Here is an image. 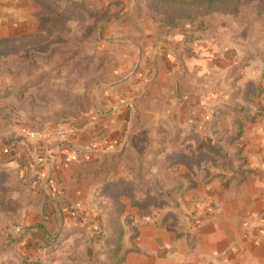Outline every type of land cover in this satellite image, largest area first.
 Returning <instances> with one entry per match:
<instances>
[{
	"label": "rangeland",
	"instance_id": "rangeland-1",
	"mask_svg": "<svg viewBox=\"0 0 264 264\" xmlns=\"http://www.w3.org/2000/svg\"><path fill=\"white\" fill-rule=\"evenodd\" d=\"M171 67L173 81H156ZM168 94L195 109L202 133L153 116ZM263 94L264 0H0V264H108L114 248L104 228L129 198L116 201L110 182L98 183L89 197L95 213L73 212L77 200L63 183L58 195L35 183L29 167L41 152L89 154L92 161L62 169L92 180L137 175L165 189L163 167L145 162L184 153L197 164L181 165L186 189H195L211 169L230 170L231 159L244 172L237 144L263 115ZM175 202L160 221L168 230ZM127 212L120 220L133 240ZM83 220L104 226L90 234ZM123 248L119 256L131 251Z\"/></svg>",
	"mask_w": 264,
	"mask_h": 264
},
{
	"label": "crops",
	"instance_id": "crops-1",
	"mask_svg": "<svg viewBox=\"0 0 264 264\" xmlns=\"http://www.w3.org/2000/svg\"><path fill=\"white\" fill-rule=\"evenodd\" d=\"M172 66H176L175 63ZM175 71L171 67L166 72L170 73L168 77L166 73L160 74L156 81H171L169 76L173 81ZM166 97L164 102L165 105L168 103L167 107L163 106L164 111L159 108L153 110V116L167 113L166 117H170L174 121V127L182 133L203 131L200 126L194 125L193 120L196 118L193 117L197 113L195 109L191 108L189 111L186 102L175 104L172 94ZM185 99L187 100L186 97ZM196 101L203 102L201 98ZM261 101L264 105V94ZM190 106H193L192 103ZM113 130L117 132L118 128ZM237 146L240 158L245 162L242 167L244 172L235 173L239 162L231 159L230 170L211 169L210 180L200 182L195 189H186L187 168L182 164H174L178 166L179 172L169 171L167 181H180L184 187L177 195L179 207L173 211L178 221L172 224L170 230L160 223L164 218L163 214L171 211L167 206L139 209L132 207L128 200L121 217L123 218L126 210L132 212L137 225L136 236L133 240L127 239L121 218V246L123 249L131 248V251L126 250L123 261L119 264H264V112L255 123L244 128ZM89 156L84 154L79 158L74 153L69 154L68 149H63L58 154L53 151L41 152L29 168L34 171L32 174L35 183L46 181L54 190L53 195L60 193L63 183L68 197L72 196L77 200L73 212L89 217L95 213L89 203V197L93 198L95 189L100 183H111L121 178L106 176L100 182V179L92 180L91 174L80 175L74 169L70 172L67 168L62 169L64 166L72 169L76 164L71 163L86 164L92 161L87 158ZM115 160L117 162L119 159ZM155 177L159 178V175L153 178ZM129 179L134 180L133 177ZM152 212L156 213L155 217ZM105 213L104 210V215ZM83 221L80 226L84 227L87 222L85 228L90 229V234L102 225V222L98 226L90 223L91 221Z\"/></svg>",
	"mask_w": 264,
	"mask_h": 264
},
{
	"label": "trees",
	"instance_id": "trees-1",
	"mask_svg": "<svg viewBox=\"0 0 264 264\" xmlns=\"http://www.w3.org/2000/svg\"><path fill=\"white\" fill-rule=\"evenodd\" d=\"M242 129V128H241ZM183 164L186 167H191L195 164L192 158H189L184 153H176L170 157H165L161 161L158 160H151L146 161L145 165L152 167L154 165L162 166L163 168L160 173H163L162 179L159 181H167L166 177H169V173L166 172V169L174 164ZM197 165V164H195ZM139 177L135 175L134 180L126 182L125 179L120 178L111 183H109L105 188L110 191H114V198L116 201L120 197H127L129 198L130 205L132 207H136L139 209H145L149 206L154 207H162V206H169V207H176V196L178 193L183 190V184L180 181H169L171 186L169 185V189L164 188V184H161L160 188L155 185H143L140 184ZM155 181V180H154ZM150 182V181H149ZM124 185L126 186L127 193L124 192ZM123 209L121 208L120 204L118 207H114L111 209L109 213V224L105 225L104 228V239L107 243L112 244L114 246L113 249H108L107 256L108 264H119L123 261L124 254L123 252L120 256L118 255L121 251V239L123 236V230L120 223V217L122 214ZM114 218L113 221H111ZM88 261V260H87Z\"/></svg>",
	"mask_w": 264,
	"mask_h": 264
},
{
	"label": "built area",
	"instance_id": "built-area-1",
	"mask_svg": "<svg viewBox=\"0 0 264 264\" xmlns=\"http://www.w3.org/2000/svg\"><path fill=\"white\" fill-rule=\"evenodd\" d=\"M22 133H23L24 136H27V137H31L32 138L34 136L33 133H30L29 131H27L25 129L22 130Z\"/></svg>",
	"mask_w": 264,
	"mask_h": 264
}]
</instances>
